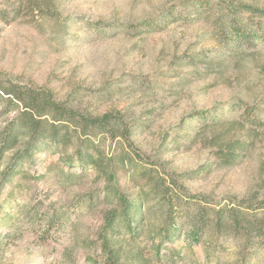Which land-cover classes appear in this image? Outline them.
<instances>
[{
	"label": "rangeland",
	"instance_id": "374dc122",
	"mask_svg": "<svg viewBox=\"0 0 264 264\" xmlns=\"http://www.w3.org/2000/svg\"><path fill=\"white\" fill-rule=\"evenodd\" d=\"M44 2L52 13L31 17L26 0H0V79L43 87L80 113L119 112L143 164L181 189L166 222L161 192L121 166L109 139L98 145L114 158L106 179L66 165L77 159L69 146L35 153L9 183L10 151L0 264H104V237L119 264H264V18L247 11L264 0ZM113 192L144 204L143 223L105 231L121 210ZM197 211L205 222L194 228L185 214Z\"/></svg>",
	"mask_w": 264,
	"mask_h": 264
},
{
	"label": "trees",
	"instance_id": "16d2710c",
	"mask_svg": "<svg viewBox=\"0 0 264 264\" xmlns=\"http://www.w3.org/2000/svg\"><path fill=\"white\" fill-rule=\"evenodd\" d=\"M26 3L29 5L28 11L31 17L52 13L53 8L44 0L41 2L26 0ZM247 11H251L259 18H264L262 10L248 8ZM230 26L233 25L230 24ZM0 119L4 120V125L0 129V158L10 151H15L12 164L4 174V179L9 183L12 182V175L15 176L35 153L51 149L61 153L69 146L75 149L77 159H69L66 165H78L82 170L93 169L106 179L114 158L107 159L101 155L98 145L102 139H109L119 147L117 159L121 166L130 165L133 167V173L143 174L149 186H155L156 191L161 192V201L167 207L166 222L174 219L171 210H173L174 198L179 195L175 193L181 189L178 185L179 178L167 174L163 169L165 176H161L158 174V169L162 167L155 162L143 164L140 154L132 147V127L124 122L119 112H108L100 116L80 113L71 108L67 102L57 100L49 90L43 87L0 79ZM138 165H141L140 171L139 169L137 171ZM112 199L116 200L121 210L106 216L105 231L107 233L113 232L120 220H124L130 230L131 225L137 223V220L143 223L144 204L141 201L129 202L114 192ZM195 210L202 211V209ZM196 213L198 217L185 214L194 228L200 223L204 224L205 221L202 219L206 215V212L197 211ZM200 213L202 217H199ZM228 215L233 227L239 225L240 220L237 215L231 211ZM11 219L12 215L1 212L0 223L8 224ZM170 229L168 227L167 231ZM166 237L171 239V236ZM114 241L112 237L102 238L104 264H119L121 260L120 250L113 247L116 245Z\"/></svg>",
	"mask_w": 264,
	"mask_h": 264
}]
</instances>
